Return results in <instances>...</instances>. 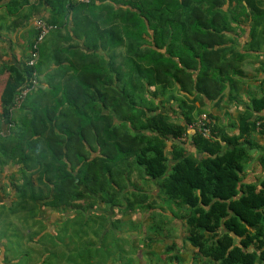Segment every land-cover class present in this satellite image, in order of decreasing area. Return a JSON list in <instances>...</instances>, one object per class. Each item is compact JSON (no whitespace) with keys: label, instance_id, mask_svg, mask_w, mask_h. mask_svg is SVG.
Returning a JSON list of instances; mask_svg holds the SVG:
<instances>
[{"label":"trees","instance_id":"obj_1","mask_svg":"<svg viewBox=\"0 0 264 264\" xmlns=\"http://www.w3.org/2000/svg\"><path fill=\"white\" fill-rule=\"evenodd\" d=\"M221 3L56 0L49 23L69 27L71 22L74 34L67 40L75 35L78 41L57 50L69 56L68 70L62 71L66 83L50 90L54 102L42 99L45 91L37 87L19 107L25 113L21 122L12 115L20 90L33 71H42L43 44L35 66H0V74L13 72L1 95L0 116L12 126L0 134V164L18 157L32 170L16 186L21 201L46 199L56 209L74 200L82 214L76 201L91 196L111 207L156 211L157 195L153 200L146 192L126 196L127 178L139 168L159 181L160 193L180 209L186 239L200 256L217 264H264V177L254 182L242 176L251 159L248 137L256 131L264 135V97L241 116L238 135L220 134L212 126L209 138L192 132L187 145L180 137L191 118L174 122L148 95L157 84L165 89L186 82V76L193 81L188 70L204 59L195 45L202 43L204 30L216 29ZM82 220L84 226L85 216Z\"/></svg>","mask_w":264,"mask_h":264},{"label":"crops","instance_id":"obj_2","mask_svg":"<svg viewBox=\"0 0 264 264\" xmlns=\"http://www.w3.org/2000/svg\"><path fill=\"white\" fill-rule=\"evenodd\" d=\"M220 1L216 29L204 30L207 34L203 35L202 43L195 45L198 52L204 53V59L188 70L193 81L186 76V82L178 81L174 91L160 92L152 99L159 111L170 115L176 123L185 124L187 117L193 121L207 112L216 132L236 136L241 116L250 109L253 100L264 97V0ZM55 3L56 0H0V66L24 67L34 38V23L38 18L51 21ZM209 18V15L202 16L203 20ZM223 18L227 22H221ZM55 26L42 45L47 56L41 73L51 72L57 77L54 83L65 84L56 75V70L63 68L56 65V60L66 62L69 54L57 50L78 39L73 35L71 22L69 27ZM70 33H73L72 41L67 40ZM203 44H207V48L204 49ZM12 73L10 69L0 74V111L1 95ZM60 95L62 92L57 97ZM28 109L30 105L24 112ZM24 114L19 107H13L16 123L21 122ZM256 116L258 113L254 112L253 118ZM7 126L0 116V134L7 132ZM248 139L252 147L245 169L250 175L245 181L256 182L264 177V135L256 131ZM225 147L230 148V145L225 144ZM17 159L0 164V264H67L64 221L50 216L53 213L59 218L60 211L42 204L33 205L32 201L27 202L28 198L26 203L21 201L16 186L21 187L32 170ZM191 247L197 253V249ZM69 259L68 264H76L75 256L72 262L71 257Z\"/></svg>","mask_w":264,"mask_h":264},{"label":"rangeland","instance_id":"obj_3","mask_svg":"<svg viewBox=\"0 0 264 264\" xmlns=\"http://www.w3.org/2000/svg\"><path fill=\"white\" fill-rule=\"evenodd\" d=\"M82 49L87 50L84 46ZM78 54L76 57L79 59ZM62 66L63 68L56 70V75L59 77L60 74V78L63 79L62 71L68 69L66 62ZM54 79L55 76L51 72L38 73V88L46 93L40 94V97L49 100L51 104L55 97L50 91L52 85H55ZM175 86L173 88L171 84L168 89H164L157 84L150 89L148 95L156 98V94L160 92L167 94L174 91ZM116 122L121 124L117 119ZM89 153L94 156L98 151L90 149ZM132 159L133 157L129 161ZM138 170L139 168H133V173L127 178L129 185L125 189L126 196L132 199L131 193L146 192L151 196L150 200H153L157 195L155 206L159 208L156 211L137 205L133 208L111 207L103 203L100 198L91 196L76 201L82 206V214L73 207L74 200L56 209L47 205L46 199L34 202L28 198L26 201H32L33 205L48 206L55 212L60 211L59 218L54 217L53 213H50V216L56 221H64L62 232L66 237L64 252L67 264L70 262L69 258L71 257L72 262L74 256L76 264H217L204 259L192 250L186 239L187 230L184 218L180 217L182 214L180 209L174 207L164 194L160 193L159 181L143 176ZM249 175L246 170L242 173L244 180ZM84 216L87 223L82 226L81 221ZM72 248L75 252L71 251Z\"/></svg>","mask_w":264,"mask_h":264},{"label":"built area","instance_id":"obj_4","mask_svg":"<svg viewBox=\"0 0 264 264\" xmlns=\"http://www.w3.org/2000/svg\"><path fill=\"white\" fill-rule=\"evenodd\" d=\"M84 2H89L90 0H80ZM35 33L34 38L31 42L29 57L27 59L26 65L35 66L41 55V45L46 40L48 34L56 26L44 20L43 18H38L35 23ZM38 71H33L32 77L27 85H25L17 95L15 99V104L13 107H20L28 95L38 87ZM12 124H8L7 132L10 131ZM213 126V120L207 112H202L195 120L191 121L187 127L186 131L181 135L180 140L184 143L192 142V132H200L205 137L211 136ZM4 133V132H2ZM1 133V134H2Z\"/></svg>","mask_w":264,"mask_h":264}]
</instances>
